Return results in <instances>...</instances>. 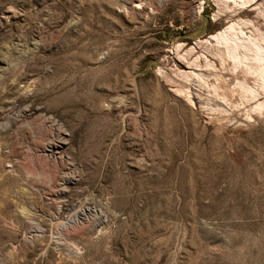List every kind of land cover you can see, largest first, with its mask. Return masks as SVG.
<instances>
[{"label":"rangeland","instance_id":"374dc122","mask_svg":"<svg viewBox=\"0 0 264 264\" xmlns=\"http://www.w3.org/2000/svg\"><path fill=\"white\" fill-rule=\"evenodd\" d=\"M263 37L264 0H0V264H264Z\"/></svg>","mask_w":264,"mask_h":264},{"label":"bare ground","instance_id":"6f19581e","mask_svg":"<svg viewBox=\"0 0 264 264\" xmlns=\"http://www.w3.org/2000/svg\"><path fill=\"white\" fill-rule=\"evenodd\" d=\"M263 38H264V37H263ZM230 40H231V39H230ZM262 40H263V39H262ZM262 40H261V41H262ZM227 41H228V40H227ZM227 41L224 42V48H226V45H228V44H227V43H228ZM232 41H233V40H232ZM236 42H237V40H236ZM244 42H245V41H244ZM230 43H231V42H229V45H230ZM242 44H243V42H242ZM246 44H247V43H246ZM250 44H251V43H250ZM237 45H238V44H237ZM231 46H232V45H231ZM240 46L242 47V45H240ZM244 46H245V45H244ZM253 46H254V45H253ZM248 48H249V47H248ZM227 49H228V48H227ZM227 49H226V51H227ZM229 49H230V48H229ZM239 49H240V48H239ZM243 49H245V48H243ZM243 49H242V50H243ZM224 50H225V49H224ZM245 50H246V49H245ZM245 50H244V51H245ZM263 50H264V49H263ZM247 51H248V50H247ZM263 52H264V51H263ZM259 53H260V52H259ZM228 54H229V53H228ZM256 54H258L257 51H256L255 55H256ZM258 56H259V55H258ZM263 56H264V55H263ZM255 57H256V56H255ZM245 58H246V57H245ZM258 58H259V57H258ZM261 59H262V60H261ZM261 59H260V60L264 62V57L261 58ZM261 61H259V62H261ZM257 63H258V62H257ZM257 78H258V77H257ZM260 78H261V77H260ZM263 78H264V77H263ZM258 79H259V78H258Z\"/></svg>","mask_w":264,"mask_h":264},{"label":"trees","instance_id":"16d2710c","mask_svg":"<svg viewBox=\"0 0 264 264\" xmlns=\"http://www.w3.org/2000/svg\"><path fill=\"white\" fill-rule=\"evenodd\" d=\"M207 23L209 24V21H207Z\"/></svg>","mask_w":264,"mask_h":264}]
</instances>
